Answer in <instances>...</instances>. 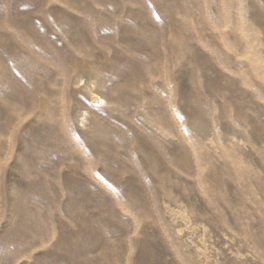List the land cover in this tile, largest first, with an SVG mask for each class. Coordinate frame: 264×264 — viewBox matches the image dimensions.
I'll list each match as a JSON object with an SVG mask.
<instances>
[{
  "label": "rangeland",
  "instance_id": "374dc122",
  "mask_svg": "<svg viewBox=\"0 0 264 264\" xmlns=\"http://www.w3.org/2000/svg\"><path fill=\"white\" fill-rule=\"evenodd\" d=\"M0 264H264V0H0Z\"/></svg>",
  "mask_w": 264,
  "mask_h": 264
},
{
  "label": "bare ground",
  "instance_id": "6f19581e",
  "mask_svg": "<svg viewBox=\"0 0 264 264\" xmlns=\"http://www.w3.org/2000/svg\"><path fill=\"white\" fill-rule=\"evenodd\" d=\"M101 100H102V99L99 98L98 96L95 97V102H96V103H99ZM87 106H88V104H87ZM92 107H94V106H92Z\"/></svg>",
  "mask_w": 264,
  "mask_h": 264
}]
</instances>
